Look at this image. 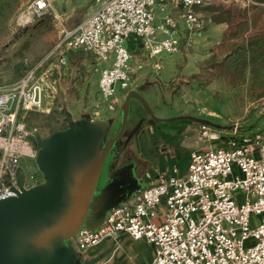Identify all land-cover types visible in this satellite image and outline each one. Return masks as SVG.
Wrapping results in <instances>:
<instances>
[{"label":"built area","instance_id":"1","mask_svg":"<svg viewBox=\"0 0 264 264\" xmlns=\"http://www.w3.org/2000/svg\"><path fill=\"white\" fill-rule=\"evenodd\" d=\"M93 2L95 10L78 26L68 29L60 24L61 39L45 58L17 82L0 86V201L20 192L19 175L25 189L40 184L33 144L39 128L28 127L25 117L48 113L52 106V95L46 91L51 85L43 80L48 59L56 58L61 78L68 53H90L103 108L115 116L134 86L126 40L136 39L158 72V57L178 54L182 41L191 47L205 30L198 10L211 0ZM158 2L163 16L156 25ZM168 4L181 9L177 18L165 13ZM24 12L33 18L52 14L58 19L51 0H31ZM198 133L204 145L190 153L185 174L174 170L171 176H158L110 210L96 231H79L69 242L76 253L125 234L153 246L152 264H264V127L244 131L238 124L225 130L199 125Z\"/></svg>","mask_w":264,"mask_h":264},{"label":"water","instance_id":"2","mask_svg":"<svg viewBox=\"0 0 264 264\" xmlns=\"http://www.w3.org/2000/svg\"><path fill=\"white\" fill-rule=\"evenodd\" d=\"M131 101L156 123L188 121L226 129L194 116L156 118L135 90L126 94L114 121H74L65 114L67 128L37 142L35 164L43 183L25 189L19 175L20 192L0 201V264H82L69 241L79 231H96L110 210L142 189L134 164L114 167L129 140L109 158L127 127Z\"/></svg>","mask_w":264,"mask_h":264},{"label":"rangeland","instance_id":"3","mask_svg":"<svg viewBox=\"0 0 264 264\" xmlns=\"http://www.w3.org/2000/svg\"><path fill=\"white\" fill-rule=\"evenodd\" d=\"M30 1L31 0L20 1L21 5L19 4L20 6H17V9L20 8L19 10H6L7 13H10L7 17L0 15V33L2 34L7 30L5 26H9L10 28V32L8 33L10 41H7L8 46L4 47L3 44H5L6 40L0 39V52L2 55L6 54L4 49L8 48L9 51H7V54H9L10 58L14 57L13 53L15 50L22 44L24 39L26 40V38H29L32 40L30 55L33 60H36V54L46 53V47L52 43L54 32L48 31L49 29L42 35H38L36 32L31 33L30 29L33 24H35L36 19L31 16H26V12H24L25 7ZM52 2L51 0V6L53 7ZM87 13L86 9L80 8V10H77L76 14L66 18L60 11H57V20L54 18L47 20L50 22L49 26L54 27L57 40H60V24L70 29L75 28ZM28 19H31V21L27 22ZM208 26L209 24L207 27ZM28 27L29 29H26ZM11 31H14V35H11ZM213 35L212 33L211 37H213ZM207 36L210 37V34H203L200 36V39H198V41L196 40V43H193L189 48L185 47L182 43L178 54L172 56L162 55L158 57L162 70L153 72L151 76H148V78L146 77V80L143 81L145 82L144 85L149 82L151 85L140 93L148 104L153 103V107L149 104L152 108L153 115L160 119L177 116H194L196 118L208 120L213 124L221 125L226 129L233 124H238L239 128L244 131H254L256 128L264 127V98L258 101H250L245 97L243 88L230 90L219 82H207L205 77L198 73V63L207 56L206 53H208L210 49H208V43L214 40V38H209ZM126 42L124 44L125 48H127ZM70 55L73 56L74 54L66 55L67 66L63 69L65 75L61 76V78L57 75V78L53 80L52 77L49 76V73L54 74L55 71L57 73L61 70V68L57 69L55 67L56 58L53 63L45 68L46 76L44 75L43 80L46 84L48 83L51 85L49 90L46 91L49 95H52L50 99L52 106L48 113H32L41 116V120L38 122L40 127L38 124L33 123V126L39 128L40 138H46L50 135L49 129L42 127L41 122L44 116L47 117L54 111L59 115L61 114L59 117L61 123H65V114H68L74 121L80 119L92 120L93 118L94 120L113 121L114 116L106 112L103 108L104 106L98 92V73L95 71V68L90 64L86 70L78 71L76 67L71 65L69 61ZM134 59L132 57V60ZM142 59L144 61H141L148 66L153 63L144 56ZM90 60L93 61L92 56L88 60H83L82 62L83 64H89ZM101 66H104V64H101ZM133 104V108L140 114L139 117H146V122L143 127L155 123L150 116L143 111L139 104L138 107L136 103ZM137 119L132 118V123ZM162 124L167 123H160V125ZM27 163L28 161H24V165ZM134 173H136L135 170ZM142 187L144 188L147 186Z\"/></svg>","mask_w":264,"mask_h":264},{"label":"crops","instance_id":"4","mask_svg":"<svg viewBox=\"0 0 264 264\" xmlns=\"http://www.w3.org/2000/svg\"><path fill=\"white\" fill-rule=\"evenodd\" d=\"M20 1L22 0L17 1L18 6L21 5ZM52 1V12L56 14L57 11H60L66 18L76 14L77 10H80V8L86 9V12L88 13L84 15L82 21L91 15L96 8L93 0ZM7 2L8 0H0V9L6 8L8 6ZM161 4L162 2H158L155 6L156 25L160 24L163 16V13L160 11ZM14 6V10L20 9H17L16 5ZM165 13L177 18L181 13V9L175 5L168 4L165 8ZM29 21H31V19H28L27 22ZM5 28H7V30H5L2 34L0 33V39L6 40L5 44H3L4 47L8 46L7 41H10L8 34L10 32V28L9 26H5ZM226 28L227 26L225 24H209L207 29H205L206 32L204 30L202 33L197 34L194 37V43H196V40L198 41L200 36L203 34H210V37H207L214 38V40H211L208 43V49L212 46H216L220 43ZM53 32V42H55V40H57L55 29ZM212 33L214 34L213 37H211ZM11 35H14V31H11ZM126 45L133 59L135 58L131 63L134 86L130 91L135 90L142 93L148 86L151 85L150 82L144 85L145 82L143 81L146 80V77L148 78V76H151V74L156 71L151 65L148 66L147 64H144V60L142 59L143 55L141 54L139 47L140 44L136 39L132 37L129 38ZM4 51L6 53L5 55H2L0 52V86L8 85L7 82L11 78V69L13 65L18 62V60H9L10 56L7 54V51H9L8 48H5ZM30 61L31 58H27L24 63L27 64ZM35 63H32L31 66ZM138 64L143 65L141 70L136 69ZM92 67L94 68V65H92ZM133 103H136L138 107L137 102H130V116L131 118L137 119L140 114L133 108ZM150 105L152 107L154 106L153 103ZM117 115L118 113L113 117V121L116 119ZM165 123L167 124L160 125V123L155 122L142 127L131 146L129 163L134 164L135 174L142 186L152 184L158 176H171L173 175L174 170H176L178 175L185 174L190 153L193 150L200 149L204 145V142L199 137L198 124L188 121H173L171 123ZM154 255L155 250L153 246L148 244L145 240H132L127 235L120 234L116 239H105L97 246L89 248L85 252L78 254V258L81 260L82 264H152Z\"/></svg>","mask_w":264,"mask_h":264},{"label":"trees","instance_id":"5","mask_svg":"<svg viewBox=\"0 0 264 264\" xmlns=\"http://www.w3.org/2000/svg\"><path fill=\"white\" fill-rule=\"evenodd\" d=\"M17 1L15 3V0H8V6L0 9V15L7 17L10 13H7L6 10H14V5L18 6ZM198 11L206 22L205 29L208 24H225L227 26L220 43L210 48L206 54L207 56L198 63V73L202 74L207 82H219L227 89L243 88L245 97L250 101L263 99L264 0H211L208 6ZM51 18H53L52 14H46L42 18H35V24L30 29L31 33L36 32L38 35H42L47 29H49L48 31H53V26H49L50 22L47 20ZM26 29H29V27ZM31 42L32 40L29 38L24 39L13 53L14 57L9 59L18 60V62L11 69V78L7 82L8 85L20 80L32 63L45 58L55 47V44L59 42V39L55 40V42L52 41L46 47V53L36 54V60H33L30 55ZM182 43L184 44V42ZM68 54H74L69 56V61L78 71H84L90 64L94 65L95 63L94 57L90 53L77 52ZM91 56L93 61L90 60L89 64H83L82 61L88 60ZM27 58H31V61L26 64L24 62ZM54 60V57L48 59L46 67L53 63ZM57 75L58 72L56 73V71L54 74H49L53 80L57 78ZM60 115L54 111L47 117L44 116L41 126L48 128L50 134L66 129L67 125L60 122ZM40 117L38 114H27L25 123L28 127H33V123L39 125ZM39 137L33 141L37 150V142L47 138Z\"/></svg>","mask_w":264,"mask_h":264},{"label":"flooded vegetation","instance_id":"6","mask_svg":"<svg viewBox=\"0 0 264 264\" xmlns=\"http://www.w3.org/2000/svg\"><path fill=\"white\" fill-rule=\"evenodd\" d=\"M145 122H146L145 116L138 118L137 120L134 121V123H132L131 116L129 117V121H128L126 129L124 130L123 134L114 143V145L112 147V150H114L115 153H113V154L110 153V155H109L110 159L113 158L114 155L117 152H119V150L125 144V142L129 140L126 147L124 148V150L120 154V157H119L118 161L116 162V165L114 166L115 168L122 166V165L129 164L131 146H132L134 140L136 139V136L138 135L139 131L142 129ZM138 126H139L138 130L136 131V133L134 135H132L133 131H135ZM37 178H38V183H40V184L43 183V176L39 171L37 172Z\"/></svg>","mask_w":264,"mask_h":264}]
</instances>
